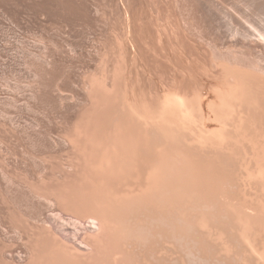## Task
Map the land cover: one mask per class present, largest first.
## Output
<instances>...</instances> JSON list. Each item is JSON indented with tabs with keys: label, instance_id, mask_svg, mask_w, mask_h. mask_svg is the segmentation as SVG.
Wrapping results in <instances>:
<instances>
[{
	"label": "rangeland",
	"instance_id": "obj_1",
	"mask_svg": "<svg viewBox=\"0 0 264 264\" xmlns=\"http://www.w3.org/2000/svg\"><path fill=\"white\" fill-rule=\"evenodd\" d=\"M256 3L0 0V264H48L64 249L103 255L90 208L61 201L102 156L113 132L109 104L134 98L158 106L167 94L194 96L198 88L214 96L222 66L234 61L262 75L264 0ZM236 28L249 37H235ZM119 246L113 251L125 264Z\"/></svg>",
	"mask_w": 264,
	"mask_h": 264
},
{
	"label": "bare ground",
	"instance_id": "obj_2",
	"mask_svg": "<svg viewBox=\"0 0 264 264\" xmlns=\"http://www.w3.org/2000/svg\"><path fill=\"white\" fill-rule=\"evenodd\" d=\"M242 1L257 7V0ZM233 34L249 37L238 28ZM259 59L262 75L235 61L222 66L214 96L198 88L194 96L167 94L158 106L134 98L110 103L113 132L102 156L61 201L90 208L98 220L92 240L103 255L64 249L54 252L55 262L50 253L48 264H123L119 245L125 264H264V52ZM140 211L147 216L133 220Z\"/></svg>",
	"mask_w": 264,
	"mask_h": 264
}]
</instances>
